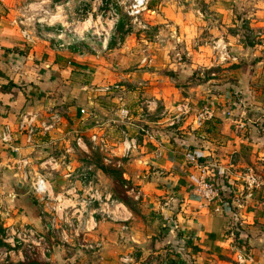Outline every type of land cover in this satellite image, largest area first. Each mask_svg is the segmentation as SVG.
Wrapping results in <instances>:
<instances>
[{"label": "crops", "instance_id": "crops-1", "mask_svg": "<svg viewBox=\"0 0 264 264\" xmlns=\"http://www.w3.org/2000/svg\"><path fill=\"white\" fill-rule=\"evenodd\" d=\"M221 1L186 0L182 11L180 0H160L158 11L139 16L140 35L149 29L153 34L140 40L144 45L134 56L132 38L108 46L114 29L109 19L101 23L100 45L66 44L38 23L52 0L41 12L31 0H0V192L11 183L15 212L38 226L46 203L31 186L42 177L48 196L59 197L65 231L75 219L76 232L97 246L101 264H228L238 252L251 264H264V126L242 120L255 96L228 110L226 94L204 95L209 89L200 93L199 84L195 97L183 94L187 79L179 70L188 73L194 65L164 61L183 50L215 54L225 48L227 14L211 13ZM89 2L87 20L100 0ZM203 4L209 14L201 13ZM67 5L76 0L61 2L63 23L69 22ZM200 99L224 109L200 121ZM123 142L133 145L127 153ZM97 153L120 168L130 207L100 189L99 169L95 176L86 171L96 166ZM249 168L260 186L241 183ZM203 178L216 184L212 201L195 192ZM105 192L106 202L98 204Z\"/></svg>", "mask_w": 264, "mask_h": 264}, {"label": "rangeland", "instance_id": "rangeland-1", "mask_svg": "<svg viewBox=\"0 0 264 264\" xmlns=\"http://www.w3.org/2000/svg\"><path fill=\"white\" fill-rule=\"evenodd\" d=\"M31 1L35 2L34 7L36 10L43 11L45 0ZM52 1L53 3L47 2L48 12L46 14L41 12V22L39 24L42 29L50 28L58 34H63L60 36L61 41H70L73 45L76 43L85 44V42L100 45L103 39L101 23L107 22L108 19L114 23L113 34H111L108 43L109 47H117V44L126 43L132 38L131 45L137 52L131 54L139 56V51L144 45V42L140 40L152 38L150 35L153 34V30L150 31V29L146 31L147 33L140 35V32L144 30L142 28L143 21L139 20V24L132 22V17L129 14L130 3L126 0H100L97 10L93 13V18L88 14V20L87 13L91 12L89 0H76V5L65 6V12L69 19L68 23H63V20H61L63 11L60 7L61 2L66 3L67 0ZM159 1L148 0L147 8L140 13V19L144 14L151 13L150 10L158 11L157 3L159 4ZM185 1L180 0L179 8L182 11L188 8V2ZM221 2L220 6L217 5L211 10V13L227 14V22L222 24L228 33V44H225V48H222L221 52H219L220 49H217L218 52L215 54L211 52H209L210 54H203L202 52L188 54L186 50H183L178 55H172V58L167 57L164 61L174 59L177 63L188 65V67L193 64V68L189 69L188 73L179 70V73L182 74L181 78L184 81L187 79V83L181 84L183 94H191L195 97L197 91L195 85L199 84L200 93L209 89L204 95L211 92L221 95L226 94L227 107L225 109L228 110L233 106V102H240L239 99L244 100L243 93L231 90L232 85L240 86L243 81L247 83L251 95L255 96V101L253 104L244 107L249 116L241 119L247 125L256 126L257 124L258 126L262 117L264 118V0H243L241 4L239 0H222ZM199 8L202 14H209L210 12L209 7L205 4L199 6ZM217 9L224 12H219ZM71 18H74V20ZM91 25L93 30L87 31V28ZM75 33H78L77 37L80 38H77ZM74 42L76 43L74 44ZM115 54L116 56L122 55L119 50ZM141 54L146 53L141 52ZM206 54L209 55V60L207 58L205 60ZM199 101L203 104L197 102L198 107L206 105L213 110L214 115L224 109V107L218 108L220 104L205 99ZM192 113L193 111L189 110V114ZM251 115L255 119H251ZM257 119L260 121L256 122ZM94 156L96 166L88 168L86 171L95 176L97 170L104 167L106 169H103L104 172L100 169L98 172L99 177L97 179L101 180V182L99 181L100 189L110 191L111 198L114 200L129 201L124 194L125 188L119 182L120 168H113L110 164L102 162L100 153ZM249 171L257 173L255 169H246L241 176V183L245 185V175ZM106 175L110 176L114 182H110ZM5 187L6 193L2 194L0 192V264H101L96 258L99 257L97 246L89 243V240L84 241V234L76 232L75 219L69 220L68 233L65 231V220L63 221L60 216L61 207L59 206L58 196L44 197L46 204L41 207V212H39L41 222L38 226H34L33 223L27 222L20 213L14 211L10 202L13 194L11 183L7 182ZM107 192L100 194V199L97 200L98 204L106 202ZM49 202L53 203L54 206L50 205ZM66 203L68 202L65 201L63 205ZM29 229L35 231L38 236H41V239L38 241V236L29 237L27 234ZM247 258L243 252H238L235 257L237 262L231 261L228 264H251L252 259L247 260ZM157 260L160 259L157 258ZM158 262L148 263L134 260L132 264H158Z\"/></svg>", "mask_w": 264, "mask_h": 264}, {"label": "built area", "instance_id": "built-area-1", "mask_svg": "<svg viewBox=\"0 0 264 264\" xmlns=\"http://www.w3.org/2000/svg\"><path fill=\"white\" fill-rule=\"evenodd\" d=\"M126 1H128L130 3L129 14L132 17V22H134V23L136 22L139 24L140 23L139 22L140 13L147 8L148 0H126ZM38 23H39V21H38ZM24 37L26 39H29V36L26 34L24 35ZM56 37H57L56 40H60L59 34ZM61 42L69 44V43L64 42V41H61ZM61 46H63V45H61ZM196 113H197V117L200 121H209V120L213 119V117H214L213 110H211L206 105L199 106L196 110ZM2 138L6 139V135L4 133L2 134ZM92 139H95V137L93 136ZM132 147H133L132 143L123 142V153H127ZM81 178H82V180H86L88 178V175L86 174V172L82 173ZM245 178H246L245 183H246L248 188H255V187H258L262 184L259 176L253 171H249L248 173H246ZM31 188H32L33 193L36 194V196L39 197L40 200H43L44 197L48 196L49 183L42 177H38L37 180L35 181V183L32 184ZM195 192L201 199H203L205 201H212V199L216 193V184L211 180L209 181V180H206L203 178V179H201L198 186L196 187ZM27 234L29 235V237L38 236L35 233V231L30 230V229L27 231ZM40 239H41V236H38V241Z\"/></svg>", "mask_w": 264, "mask_h": 264}, {"label": "trees", "instance_id": "trees-1", "mask_svg": "<svg viewBox=\"0 0 264 264\" xmlns=\"http://www.w3.org/2000/svg\"><path fill=\"white\" fill-rule=\"evenodd\" d=\"M248 85H247V83H244L243 82V84L242 85H240V86H238V85H232V87H231V90L233 89L234 91H239V92H241V93H243V98L244 99H248V98H250L252 95H251V93H250V91H249V89H248V87H247ZM236 106V105H235ZM260 125H264V119H262L261 121H260ZM100 170H102L103 172H104V170L103 169H105L104 167H100L99 168ZM106 170V169H105ZM120 172V171H119ZM119 182L121 183V185L124 187V185L126 184L122 179H120V177H119ZM124 191H125V189H124ZM129 199V198H128ZM120 201H122V200H120ZM126 206H131V202H130V199H129V201L128 200H123L122 201ZM35 203V202H34ZM36 204V203H35ZM34 204V205H35ZM33 205V204H32ZM33 205V206H34ZM31 206V205H30ZM33 206H31V208H33ZM24 209L26 210V207H24ZM34 263V262H33ZM18 264H28V263H18ZM37 264V263H36Z\"/></svg>", "mask_w": 264, "mask_h": 264}, {"label": "flooded vegetation", "instance_id": "flooded-vegetation-1", "mask_svg": "<svg viewBox=\"0 0 264 264\" xmlns=\"http://www.w3.org/2000/svg\"><path fill=\"white\" fill-rule=\"evenodd\" d=\"M18 186H20V184L17 183V182H14V184H13V188H14V189H17Z\"/></svg>", "mask_w": 264, "mask_h": 264}]
</instances>
